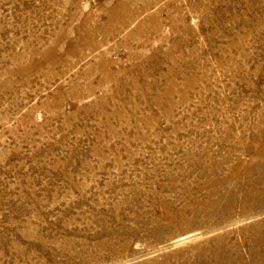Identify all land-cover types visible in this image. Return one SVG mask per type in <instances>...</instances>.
<instances>
[{
	"label": "rangeland",
	"instance_id": "rangeland-1",
	"mask_svg": "<svg viewBox=\"0 0 264 264\" xmlns=\"http://www.w3.org/2000/svg\"><path fill=\"white\" fill-rule=\"evenodd\" d=\"M0 264H264V0H0Z\"/></svg>",
	"mask_w": 264,
	"mask_h": 264
}]
</instances>
